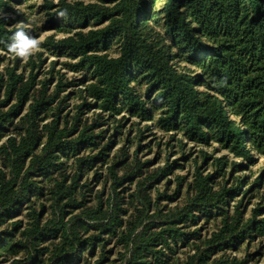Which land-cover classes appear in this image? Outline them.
I'll use <instances>...</instances> for the list:
<instances>
[{
	"label": "trees",
	"instance_id": "16d2710c",
	"mask_svg": "<svg viewBox=\"0 0 264 264\" xmlns=\"http://www.w3.org/2000/svg\"><path fill=\"white\" fill-rule=\"evenodd\" d=\"M25 1L0 0V9ZM44 8L48 25L69 34L51 35L42 47L66 57V69L81 77L69 80L53 62L39 81L35 71L43 61L38 65L33 55L28 75L16 65L0 75V257L22 254L11 264H107L106 247L117 237L126 250L124 264H248L253 252L239 260L229 251L264 236V205L257 203L250 217L244 211L247 193L262 176L242 191L240 177L227 173L228 160L215 158V172L204 174L197 165L186 199L163 211L160 200H173L184 178L173 194L158 190L157 197L150 193L152 180L168 176L177 160L150 171L149 161L137 152L131 157L126 146L119 158L108 152L126 118L116 116L127 112L198 145L218 143L246 162H232L233 171L253 164L255 153L264 156V0H60ZM13 22L0 15V49L8 53L22 29ZM77 84L82 102L63 113L69 105L61 93ZM92 110L99 112L85 116ZM46 117L50 121L42 124ZM110 120L119 123L108 138ZM151 129L147 125L141 137ZM201 153L203 162L211 157ZM106 162L116 200L112 209L85 180ZM102 177L95 171V179ZM134 178L136 190L128 197L135 211L124 219L123 185ZM230 200L237 201L234 210L228 209ZM23 214L26 223L13 220ZM201 218L220 221L203 234L193 229ZM189 245L192 254L177 256L179 246Z\"/></svg>",
	"mask_w": 264,
	"mask_h": 264
},
{
	"label": "rangeland",
	"instance_id": "374dc122",
	"mask_svg": "<svg viewBox=\"0 0 264 264\" xmlns=\"http://www.w3.org/2000/svg\"><path fill=\"white\" fill-rule=\"evenodd\" d=\"M47 1H53L54 3H58L60 0H27L24 3L20 4L12 2L13 5L9 6L11 10L4 11V9H0V15L11 16L14 21V27H18L20 29H28L32 32L34 31L32 36L39 42V47L38 49L33 51L32 55L35 56V60L37 61L38 65L41 63V61H43L41 67L39 69L36 68L35 71L38 72L37 80L40 81L44 79L45 76L49 75L46 74V72L51 70L53 62H56V71L59 70L64 73L66 78H68L69 80L78 79L81 77L79 73L71 72L64 66L63 63L65 61H68L66 57H57L51 54L49 50L45 49L41 45L51 35H54L56 39H60L69 34L67 32H64L63 30L60 31L48 25V10L44 8V5L47 3ZM68 1L74 2L78 0ZM158 7H161V4L158 3ZM116 50V46L113 45L112 49H110V53L115 55L117 54ZM39 53H41V56H39ZM17 57L19 56L10 54L0 49V75L2 73L5 74L7 67H12L15 65L17 67L18 72L25 71L26 75H28L30 69L27 67V63L29 61L30 56L27 59L20 57V61H17ZM38 59L42 60L38 61ZM180 64L181 66L186 65V63L184 62H181ZM187 67L194 69L191 65H187ZM56 84L57 80L55 79L51 83L50 89L54 90ZM38 86L41 87L42 84H39ZM81 88L82 85L77 84L76 86H70L66 88V90L61 93V97L63 95H68L67 104L69 105V107L64 108L63 113H67L69 110L75 111V107L82 102L77 93V91ZM142 89H144V87ZM27 109L28 108L26 106L24 113L27 111ZM98 112L99 111L92 110L86 113L85 116L90 117L94 113ZM123 115L126 116V118L122 120V124H124V126L119 129L122 135L117 134L112 138L113 140L111 143V149L108 152L111 159L116 156L117 158H119L118 156L120 155V149L123 146H126L129 150L131 157H133L137 152L138 159H140L142 162L149 161L148 168L150 171H153L157 168L165 167L168 163H172L177 160V164L174 166L172 172H170L168 176H165L161 180H159L158 178L152 180L150 193L153 195V197H157L159 191L163 192L165 190H168L170 194H173L174 191L178 188V178H184V182L180 186L179 192L173 200L164 198L160 200V206L163 211L164 205L166 206L167 210L176 207L177 204L181 203L183 200L186 199L188 193V183H190L194 179V174L197 165L202 166V171L204 174L213 173L216 170L214 160L218 157H225V159L228 160L229 165L228 168H226L227 173L229 174L230 172H232L233 177H240L241 182L243 183V186L241 188L242 191L248 189L254 181H257L259 177H263L260 181V185L254 188L255 191L247 193V197L244 200V211L246 213V217L251 216L252 209L257 203H262L264 205V156L255 153V162L253 164H246V166L239 168L238 171H233L231 164L232 162H246L241 158L235 157V155L232 154L230 151L222 149L218 143L211 142L208 145H198L186 139L181 133H164V131L155 127L152 121H141L137 117H131L127 112L116 116V120H120ZM50 119L51 118L49 117L44 118L42 124L50 121ZM117 123L119 122L110 120L108 126H105L110 128V131L107 133L108 138L110 134L113 133L112 129ZM147 125H151L152 129L150 131H147L144 137H141L142 133L140 131L144 130ZM7 138L8 136L4 137L2 141H5ZM201 151H205L211 155V157L206 162H203ZM70 163H72V161H70ZM108 165L109 162L102 164L98 163L97 165H95L93 170L87 172L85 180H91L94 186L95 193L103 192V198L106 201V207L111 206V208L109 209H112V206L116 202V200L114 198V191H112V179L109 177L107 178ZM95 171H99L103 174V177L100 180L95 179ZM119 174L122 175L123 171H119ZM217 176L218 177H216V183H222L223 178H221V176L219 177V175ZM136 180L137 178H134L132 181L130 179H127L123 185L125 187V190H123L124 192H122L123 196H125V204L123 208L127 209L128 211V214L123 216L124 219H127L130 213L135 211V207L129 201L128 196L130 193H133V191L136 190ZM122 187L118 188L119 192L122 191ZM240 195L241 193L239 194V196H237V200L239 199ZM108 197H110V200H108ZM41 202V200H38L37 202L38 210H40L39 204ZM43 202L46 207H49L50 202L46 200H43ZM236 203L237 201L230 200V205L228 206V209L234 210V204ZM153 209H156V207H154ZM42 212L44 217L48 215L47 210H44ZM75 213H78V211H76ZM149 213H154V211H149ZM71 215L73 214H70L69 216ZM263 216L264 215H262L261 217ZM18 219L25 221L26 223L28 218L25 214L13 218V220ZM155 220V223L160 224V221H162L163 219L156 217ZM219 221L220 220L214 219H210L207 221L201 218L198 224L193 227V229L195 227L202 228L201 231L203 232V234H211L214 230H216ZM8 225L9 224L4 225L2 229L7 227ZM141 228H139V230ZM107 235L108 234H105V237H107ZM117 241V237L113 238L106 247L108 250L107 255L109 256L107 264L111 263L112 260H114L112 261V264H124L122 254H124L126 250L124 249L123 244ZM250 252H253V254L255 255H253L254 257L251 258L248 264H264V236L256 237L253 242H251L250 246H246L245 242H243L238 248L231 249L229 251V255L231 258L237 257V259L241 260L245 258V256H247V254ZM192 253L193 248L191 245L187 247L179 246L177 256L185 259L188 254ZM21 255L22 254L17 255L15 257H9V260H7L6 256H1L0 264H11L15 261V259L22 258ZM88 256H90L93 260L98 257L97 254L91 252H89Z\"/></svg>",
	"mask_w": 264,
	"mask_h": 264
},
{
	"label": "clouds",
	"instance_id": "9594fccd",
	"mask_svg": "<svg viewBox=\"0 0 264 264\" xmlns=\"http://www.w3.org/2000/svg\"><path fill=\"white\" fill-rule=\"evenodd\" d=\"M7 47L10 53L27 59L33 54L34 50L38 49L39 42L21 29L15 33L12 37V42Z\"/></svg>",
	"mask_w": 264,
	"mask_h": 264
}]
</instances>
